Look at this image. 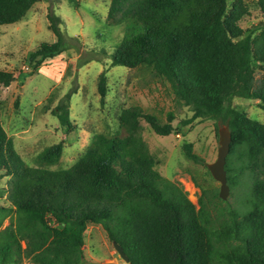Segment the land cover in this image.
Masks as SVG:
<instances>
[{
    "label": "trees",
    "instance_id": "1",
    "mask_svg": "<svg viewBox=\"0 0 264 264\" xmlns=\"http://www.w3.org/2000/svg\"><path fill=\"white\" fill-rule=\"evenodd\" d=\"M38 1L0 0V27L22 21ZM257 6L264 15V0ZM250 14L245 0L231 7L228 0H111L107 17L109 27L123 29L110 67L149 68L167 81L177 103L192 112L184 124L213 121L229 128L225 171L235 202L221 200L220 189H201L195 204L181 184L155 169L140 120L168 137L176 131L173 113L163 122L140 107L127 108L117 133L94 135L72 167L52 170L63 143L45 148L31 167L5 131L0 105V173L11 179L10 206H0V264H86L90 225L101 226L123 249L127 264H264V122L233 104L254 101L264 112V80L257 85L255 79L257 69L264 72V24L243 29ZM48 20L56 41L28 54L30 72L19 76L21 83L68 49L60 16ZM13 81L0 72L6 87ZM97 88L104 99L107 70ZM76 93L52 110L66 131L76 128L70 116ZM182 149L188 160L204 164L192 144Z\"/></svg>",
    "mask_w": 264,
    "mask_h": 264
},
{
    "label": "rangeland",
    "instance_id": "2",
    "mask_svg": "<svg viewBox=\"0 0 264 264\" xmlns=\"http://www.w3.org/2000/svg\"><path fill=\"white\" fill-rule=\"evenodd\" d=\"M76 1V6H72L66 0H39L22 21L0 27V72L15 78L8 87L0 82L2 121L18 154L28 165L36 167L34 160L41 151L63 143L62 157L50 169H68L82 156L94 135L119 131L123 110L140 107L163 122L169 113L175 116L176 131L168 137L156 135L145 120H140L143 139L156 162L155 169L163 177L181 184L195 204L201 189H220L207 165L217 160V130L225 125L200 120L184 124L192 112L177 103L167 81L157 78L149 68L110 67L109 54L123 37L121 27L111 28L107 22L111 0ZM228 1L231 7L236 0ZM245 1L251 14L242 20L241 27L253 29L264 24L257 0ZM52 13L62 19L61 30L68 49L46 60L34 75L21 83L19 76L30 72L28 54L37 51L41 43L56 41L49 30L48 16ZM105 70L108 93L103 99L97 85L99 75ZM255 79L259 85L264 72L257 69ZM74 89L77 93L71 99L70 116L76 128L66 131L52 110ZM233 104L249 118L264 122V112L257 102L236 99ZM185 143L192 144L194 153L204 164H195L185 157L182 149ZM10 183V177L0 173V206H10ZM227 200L234 203L236 198L229 193ZM8 225L6 221L4 227ZM84 255L86 264H126L98 225H90L86 232ZM23 264L32 263L25 260Z\"/></svg>",
    "mask_w": 264,
    "mask_h": 264
},
{
    "label": "water",
    "instance_id": "3",
    "mask_svg": "<svg viewBox=\"0 0 264 264\" xmlns=\"http://www.w3.org/2000/svg\"><path fill=\"white\" fill-rule=\"evenodd\" d=\"M231 141L232 139L229 128L227 126L221 127L219 129V149L217 160L214 163L207 165V168L212 177L220 183L219 197L223 201H226L228 199L230 193V188L227 183L225 164L226 158L230 153ZM113 245L119 256L127 264L129 260L125 255L123 249L117 243H114Z\"/></svg>",
    "mask_w": 264,
    "mask_h": 264
}]
</instances>
